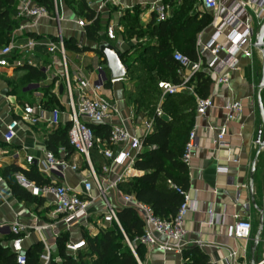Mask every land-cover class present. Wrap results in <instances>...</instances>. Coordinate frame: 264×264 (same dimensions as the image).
<instances>
[{
	"label": "crops",
	"instance_id": "crops-1",
	"mask_svg": "<svg viewBox=\"0 0 264 264\" xmlns=\"http://www.w3.org/2000/svg\"><path fill=\"white\" fill-rule=\"evenodd\" d=\"M241 1L246 2L247 0ZM85 2L91 10L96 12L98 6L104 1L85 0ZM171 2L173 1L106 0L105 9L99 14L103 27L102 39L107 41L105 37L106 29L108 26H114L116 39L107 42L113 43L122 53L129 51V43L122 37L124 33L121 25L123 17L128 13L137 14L139 22L147 25L155 15L152 10L153 5L165 3L170 6V18L172 7L178 4L173 2L170 5ZM19 3L20 0L14 12V20L17 22V26L12 34V36L15 34L17 44L24 45L29 39H35L41 44L56 40L58 35L57 24L50 19H42L36 27L20 32L18 28L24 21L16 19ZM200 3L201 0H193L191 7L192 11H196L195 15L200 14V17H203L205 15L202 12ZM60 17L62 19L60 29L63 38L66 41H75L78 48H89V51L86 52L66 51L69 77L74 88L76 87V80L81 75L92 83H96L99 78L96 68L100 65L104 67L103 75L106 79L100 91V96L115 103L123 116L134 114V122L128 124L133 131L142 122L155 118V111L149 114V112L142 111V109H138L137 106L129 102L130 96L126 94L123 82L128 80L132 84L134 81L126 77L116 83L111 82L112 79L106 68V63L97 50L98 45L90 42L87 38L86 29L77 25V21L85 19V17L79 16L63 0ZM214 32V28L209 23L208 27L201 32L203 33L204 42H207ZM225 55L221 54V57L224 58ZM16 59L30 61L31 65L24 64L22 68L4 69L0 72V111L4 109L0 114V173L12 166H18L24 170L33 167L38 171V161L42 158L44 151L47 150L54 153L56 157L67 160L70 164L80 166L79 172L68 171L65 178H60L62 184L73 190H80L87 171L85 170L84 161L74 151L68 154L61 141L56 142L57 139H60L57 136L60 135L61 137V133L68 127L70 128L68 121L70 110L61 72L62 58L59 54H50L45 46L40 45L31 54L16 55L12 60ZM204 61L211 62V56L205 54ZM27 66L41 71L45 77L39 82L30 80ZM262 68V52L255 48L251 58L240 56L237 69L228 73L229 86L217 85L215 77L211 76L213 85L209 98H212L214 108L210 110L207 118L197 119L196 111L193 118L192 130L197 127L198 148L189 168L190 189L188 192L194 209L188 213L184 221V229L188 232L184 251L198 248L209 257L210 264H251V248L259 231L260 218L264 208V147L257 143L261 124L258 111L259 97H261L264 106V89H259ZM25 80L27 81L25 84L30 86V89L24 93V96L29 98V102L22 104L18 101L17 94L13 93V89ZM124 83L128 86L131 85L130 83ZM61 86H63L62 92L60 91ZM189 87L193 89V93L185 91L180 94L193 96L195 102H197V98L200 97L197 95L195 87L193 85ZM48 94L54 96L57 101L55 107L63 113L60 125L51 127L48 122L49 115H46L45 120L37 126L29 127L21 124L16 139L11 144L4 143L3 134L9 122L13 119H19L25 107L42 103L43 99H47ZM159 97L161 100L162 93L160 90ZM227 102H240L242 104L243 112L237 121H226L227 112L224 107ZM45 109L48 112L51 111L49 107ZM160 119L169 121L170 117L164 111V117ZM208 125L216 128L223 125L227 126L226 143L228 145L226 148L216 150V134L208 130ZM155 130L156 125L154 124ZM97 141V148L93 153L92 162L95 169L101 171L102 166L109 164V161L100 151L106 139L99 137ZM49 142L54 145V150L48 148ZM30 158H32V162H29ZM254 163H256L253 180L255 205L251 201L250 192L251 170ZM122 170L121 168H114V173L110 178L113 179ZM134 170L140 174L136 178L123 183L119 191L124 195L128 194L122 191V187L134 183L145 174L135 169V167ZM109 201L116 207L117 212L126 208L118 192H111ZM50 203L51 200L37 197L32 204L20 201L12 194L9 185L5 181L3 185H0V224L20 222L31 226L53 225V229L42 234L48 240V243L53 246V254L56 253L57 242L53 238L56 233L60 237L67 235L71 242H78L85 240L86 231L90 237L94 238L103 230L111 229L114 226L103 223L104 206L98 201L79 216L80 224L76 225L72 232H67L61 220L51 218L53 208ZM210 212L214 214L213 224H209L211 220ZM236 218L252 223L254 228L252 240L238 242L229 236L231 228L236 223ZM9 237L12 236L8 233L0 235V240L5 241L6 247H9L11 242L8 240ZM22 237L26 251L36 244L42 245L40 235L33 230L27 231ZM159 239L164 241V238L160 237ZM183 252L156 250L147 253L146 251L143 261L139 260L141 264H185L186 260ZM233 253H236V257H232ZM257 259L259 262L264 259V229L257 250Z\"/></svg>",
	"mask_w": 264,
	"mask_h": 264
},
{
	"label": "built area",
	"instance_id": "built-area-1",
	"mask_svg": "<svg viewBox=\"0 0 264 264\" xmlns=\"http://www.w3.org/2000/svg\"><path fill=\"white\" fill-rule=\"evenodd\" d=\"M103 1L96 9V18L105 9L106 0ZM172 1L179 4L184 0ZM52 2L53 9L48 11L45 7L31 0H20L16 14L17 20L24 21L18 28L20 32L36 27L42 19H50L56 22L58 35L56 40H50L46 44H41L35 39H29L26 44L18 45L14 34L7 45L0 47V72L4 69L22 68L24 64L30 66V61L12 59L16 55L31 54L40 45L45 46L50 54L61 56L63 64L61 72L70 110L68 114L70 123L68 141L73 151L82 157L87 171L80 190L69 188L60 182V178H65L68 171L79 172L80 166L70 164L67 160L58 158L54 153L46 150L38 161L37 168L38 172L50 181V184L39 187L22 174L16 176L17 183L34 197L51 200L50 204L53 208L51 218L61 220L67 232H72L76 225L80 224L79 216L82 213L98 201L101 202L104 206L103 223L119 227L126 244L139 264L141 263L136 253L138 245L143 246L147 253L156 250L182 253L188 236V232L184 229V221L188 213L194 209L189 192L183 193L184 202L176 217L172 220H164L156 216L152 207L138 201L133 195L122 194L119 189L123 183L136 178L140 174L134 170L135 163L146 151L145 140L154 132L155 119L164 117L163 104L165 99L185 91L193 93V89L189 86L191 80L200 72H207L210 76L215 77L217 85L229 86L228 73L237 69L239 57L251 58L253 56L255 36L264 21V0H247L246 2L241 0H201L202 12L204 15L209 16L210 25L215 31L214 34L207 42H204L203 33L199 34L196 43L198 56L196 62H192L179 52L174 53L173 60L179 65L177 73L180 83L159 82L158 87L162 93V98L155 111V118L142 122L140 126L135 127L134 131L128 126V124L134 122V114L123 116L115 103L100 96V91L106 82L103 75L104 67L99 65L96 68L99 73L96 83L93 84L81 75L76 80V87L74 88L72 85L68 71L65 39L60 29L62 1H60L61 7L58 0H52ZM152 10L158 23L169 19L170 6L168 4L156 3L153 5ZM91 23L85 19L77 21L80 28H86ZM105 37L109 42L116 39L114 26L107 27ZM205 54L211 56V62L204 61ZM221 54L226 55L222 58ZM117 81L111 80L112 83ZM196 104L197 119L207 118L210 110L214 108L212 98H197ZM224 110L227 112L226 121L234 122L242 115L243 106L240 102H227ZM46 115H49L48 122L51 127L60 125L63 113L59 109L48 112L41 102L25 107L19 119H13L6 126L3 134L4 143L11 144L16 139L21 124L29 127L37 126L45 120ZM91 126H108L110 128V137L100 150L109 161V164L103 165L101 171H97L92 162L98 141ZM196 128L194 127L190 132L183 155V163L188 169L196 156L198 148ZM208 130L216 134V150L227 147L226 137L228 131L226 125L220 128L208 125ZM29 162H32V158L29 159ZM114 168L123 170L111 179L110 176L114 173ZM4 183L5 179L0 173V185ZM111 192H118L124 206L136 211L144 221V234L136 238L134 242L129 241L125 235L116 207L109 201ZM178 192L180 191L178 190ZM210 215L209 224H213L214 214L210 212ZM262 216L264 218V208ZM53 228V225L49 224L31 226L15 222L13 224H0V235L8 233L14 237L9 247L16 256V263L27 264L22 236L27 231L37 232L41 237L40 241L44 248L40 256L41 264H50L53 257V246L48 243V240L42 234ZM253 231L254 228L250 221L236 218V223L231 228L229 236L238 242L250 241L253 238ZM160 237L164 238V241H161ZM53 238L57 242L60 235L56 233ZM86 248L85 240L68 241L66 244L67 253L71 257H77L79 252L84 251ZM232 257H236V253H233ZM57 261L61 263L60 259H57ZM259 264H264V259Z\"/></svg>",
	"mask_w": 264,
	"mask_h": 264
},
{
	"label": "trees",
	"instance_id": "trees-1",
	"mask_svg": "<svg viewBox=\"0 0 264 264\" xmlns=\"http://www.w3.org/2000/svg\"><path fill=\"white\" fill-rule=\"evenodd\" d=\"M31 1L45 7L48 11L53 9L52 0ZM63 1L79 16L92 22L85 28L87 38L99 46L104 41L101 36L103 27L100 17L96 18L95 12L89 8L85 0ZM192 1L184 0L180 4L174 5L171 17L162 23L157 22L155 15L147 25L139 22L137 14L128 13L123 17L121 21L124 29L122 37L126 41L139 36H148L154 41L152 45L145 47L138 54L129 57L133 50L138 49L134 47L123 53L122 57L123 63L129 66L127 78L136 83V91L130 93L129 96L132 98V104L138 109L143 108L140 101L148 98L144 92L140 91L152 92L151 88L145 86L147 80L152 81L154 77H157L160 81L180 83L177 73L179 65L173 60L174 53L179 52L192 62L198 60L197 38L208 27L210 18L207 15L200 17V14L191 16ZM18 2L19 0H0V47L10 42L16 29L17 22L14 20V12ZM172 3L169 4L172 5ZM141 31H145L143 35L139 34ZM2 41H5V44ZM65 47L66 51H89V48H78L73 40H65ZM26 69L29 71L30 80L39 82L45 77L41 71L32 67L27 66ZM136 73L143 76L136 79ZM159 82H157V87ZM190 85L195 87L200 98L207 99L211 94L213 80L207 73L200 72L191 80ZM153 101V99H149V102ZM42 103L45 108L57 109L55 107L57 101L51 94H48L47 99H43ZM196 107L195 99L188 94L167 98L164 102V111L170 119L169 121L155 119L156 130L145 140L146 151L135 163V169L144 172V176L134 183L122 187L125 194L134 195L138 201L152 207L156 216L164 220H172L176 217L184 202L183 193L190 189V172L183 163V155L192 131ZM91 128L96 138L101 137L106 141L109 139L110 128L108 126H91ZM68 131L69 127L61 133V137L57 136L60 139H57L56 142L61 141L68 154H71L73 148L68 141ZM48 148L55 149L51 142H49ZM19 174H23L30 182L39 187L50 184V181L33 167L24 170L18 166H12L1 173L12 194L20 201L32 204L36 197L17 183L16 176ZM118 218L129 241L134 242L136 238L143 236L144 221L136 211L125 208L118 212ZM13 239L14 237H9L8 240L12 241ZM68 241L67 235H63L57 240L56 253L53 254L50 264H139L117 225L111 229L103 230L94 238L86 237L87 248L79 252L77 257L68 255L66 250ZM4 243L5 241L0 240V264H17L16 256ZM145 252L143 246H137L136 253L141 261L144 259ZM42 253V245H34L26 251L27 264H41ZM183 255L186 260L185 264H210L209 257L198 248L184 251ZM57 259H60L61 263Z\"/></svg>",
	"mask_w": 264,
	"mask_h": 264
},
{
	"label": "water",
	"instance_id": "water-1",
	"mask_svg": "<svg viewBox=\"0 0 264 264\" xmlns=\"http://www.w3.org/2000/svg\"><path fill=\"white\" fill-rule=\"evenodd\" d=\"M254 46L256 49L261 50L263 55L262 78L259 84V89L263 90L264 89V21L256 33ZM97 50L106 63V68L110 73L111 79L121 80L127 77L129 72V66L123 63L122 61L123 53L116 46H114L113 44L107 41H103L98 46ZM62 90H63V86L60 87L61 92ZM258 111L261 118V122H260L261 124L258 133L257 143L260 146L264 147V106L262 104L261 97H259L258 100ZM255 172H256V163H254L251 170V183H250L251 201L253 205H255L254 186H253ZM263 229H264V218L263 216H261L259 231L255 239L253 240L254 244L251 248V264H259V261L257 259V250L261 242V234L263 232Z\"/></svg>",
	"mask_w": 264,
	"mask_h": 264
},
{
	"label": "rangeland",
	"instance_id": "rangeland-1",
	"mask_svg": "<svg viewBox=\"0 0 264 264\" xmlns=\"http://www.w3.org/2000/svg\"><path fill=\"white\" fill-rule=\"evenodd\" d=\"M60 1H62V0H58L59 5L61 7ZM195 12H196L195 10L191 11V16L195 15ZM144 32L145 31H141L139 34L143 35ZM127 42L129 43L130 49H132L134 47L138 48L137 50H133V52L129 55V57H130V56H134V55L138 54L145 47L152 45L154 41L152 39L148 38V36H143V37L139 36V37H133L130 41H127ZM2 43L5 44V41H2ZM142 76H143L142 74L136 73L135 78L140 79ZM96 78H97V76H96ZM145 78L148 79L149 77H145ZM159 81L160 80L157 77H154V79L152 81L151 80L146 81L145 86H147L146 88L152 89L151 93H149L147 90H144V89H143L144 91H142V90L140 91V92H144L148 96L147 99L140 101L141 105H143V108H141L142 111H147V112H149V114H152V112L156 111V109L160 103V97H159V91H158L159 87H157V82H159ZM124 82L130 83L128 80H125ZM124 82H123V87L126 88L125 89L126 94H130V93L136 91L135 90L136 89V83L135 82H133L132 84L130 83L131 85H129V86L127 84H125ZM25 83H27L26 80L17 84L15 89H13V93L17 94L18 101L22 104L29 102V98L25 97L24 93L30 89V86L26 85ZM93 84H94V82H93ZM155 85H156V87H155ZM149 99H153L154 101L149 102ZM131 100H132V98H130V101H129L130 103H132ZM3 111H4V109L2 111H0V114ZM87 236L90 237L89 233H87V231H86L85 238Z\"/></svg>",
	"mask_w": 264,
	"mask_h": 264
}]
</instances>
